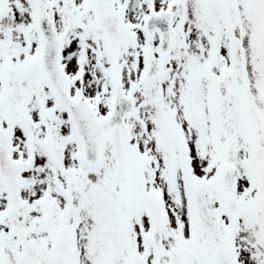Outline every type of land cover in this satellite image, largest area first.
Returning a JSON list of instances; mask_svg holds the SVG:
<instances>
[{"label":"snow or ice","instance_id":"1","mask_svg":"<svg viewBox=\"0 0 264 264\" xmlns=\"http://www.w3.org/2000/svg\"><path fill=\"white\" fill-rule=\"evenodd\" d=\"M0 264H264V0H0Z\"/></svg>","mask_w":264,"mask_h":264}]
</instances>
